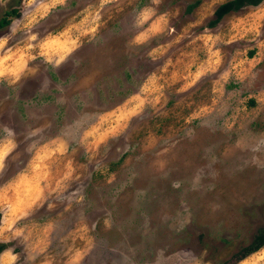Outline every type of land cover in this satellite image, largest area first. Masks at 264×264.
<instances>
[{"label": "rangeland", "instance_id": "1", "mask_svg": "<svg viewBox=\"0 0 264 264\" xmlns=\"http://www.w3.org/2000/svg\"><path fill=\"white\" fill-rule=\"evenodd\" d=\"M227 1L0 0V264H264V0Z\"/></svg>", "mask_w": 264, "mask_h": 264}, {"label": "trees", "instance_id": "2", "mask_svg": "<svg viewBox=\"0 0 264 264\" xmlns=\"http://www.w3.org/2000/svg\"><path fill=\"white\" fill-rule=\"evenodd\" d=\"M263 0H231L228 1L222 5H220L215 13H214V19H212L209 23H208V27L209 28H214L216 27L222 20L223 18L232 13V12H238L240 11L243 7L245 6H258ZM198 5V2L191 5L189 7V10L193 9L195 6ZM12 16H20L19 11L17 10V8H13L11 11L6 12L4 18L0 21V27H6L10 22V18ZM264 246V230L261 231L253 240V242L241 249V251L238 253V255L236 256V261L240 262L243 259H245L246 257H248L249 255L253 254L254 252H257L258 250H260L262 247ZM6 245L2 244L0 245V253L5 249Z\"/></svg>", "mask_w": 264, "mask_h": 264}, {"label": "crops", "instance_id": "3", "mask_svg": "<svg viewBox=\"0 0 264 264\" xmlns=\"http://www.w3.org/2000/svg\"><path fill=\"white\" fill-rule=\"evenodd\" d=\"M229 1H231V0H229ZM228 2V1H227ZM226 3V2H225ZM224 4V3H223ZM222 5V4H221ZM216 11V10H215ZM215 11H214V13H215ZM214 19V18H213Z\"/></svg>", "mask_w": 264, "mask_h": 264}]
</instances>
